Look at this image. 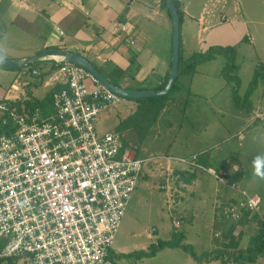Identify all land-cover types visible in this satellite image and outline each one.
I'll return each instance as SVG.
<instances>
[{
	"label": "built area",
	"instance_id": "obj_1",
	"mask_svg": "<svg viewBox=\"0 0 264 264\" xmlns=\"http://www.w3.org/2000/svg\"><path fill=\"white\" fill-rule=\"evenodd\" d=\"M131 27L117 21L112 31L129 33ZM50 58L60 83L51 92L50 110L0 94V258L15 264H116L112 244L143 162L151 158L131 153L117 131L97 127L100 113L123 95L83 65ZM166 156L237 188L226 169L201 165L197 153ZM260 203L258 193H243L218 220L239 219L242 209L264 220Z\"/></svg>",
	"mask_w": 264,
	"mask_h": 264
},
{
	"label": "crops",
	"instance_id": "obj_2",
	"mask_svg": "<svg viewBox=\"0 0 264 264\" xmlns=\"http://www.w3.org/2000/svg\"><path fill=\"white\" fill-rule=\"evenodd\" d=\"M174 2L182 13L180 18V40L183 58H187L193 53H190L193 45L190 43L189 33L194 29H196V35L198 36V43L205 40L207 34H209L207 46L211 44H234L236 48L238 38L243 32L246 31L248 33L244 38L253 42L252 31L250 33L249 28L258 32L259 28L264 25L258 7L259 0H174ZM212 16L211 20L210 17ZM117 21H126L132 26L129 33H119L125 34V37L119 36L118 33L112 31V26ZM221 24H224L226 27L224 31L219 26ZM57 26L63 30L62 34L57 30ZM211 29H215V31ZM209 30L210 32H208ZM202 32H205L204 35ZM213 34H217V36ZM129 37L132 38L133 42L129 41ZM132 46L135 48H132ZM0 47L5 49L6 56L14 59L16 62L23 60L24 57L30 54L44 50L58 48L75 51L86 56L105 75L114 66L125 69L123 82L127 88H160L165 84L170 69L172 19L165 0H0ZM142 53H148L151 60H147V63H142L145 61H140L139 57ZM39 59L42 62L34 64V66L26 64L24 69L28 70L27 73H22L23 69H18V67L0 64V72L11 74L12 79L22 86H20L21 88L18 91L13 90L10 84L3 88L0 87V94L8 95L16 103H25V100L28 98L27 92H32L34 97L38 98L35 95V92L40 89L38 86H47L48 89L45 92H48L56 84H60L52 72V58L46 56ZM129 65L132 67L130 69L131 72H127L129 71ZM32 68L38 69L39 73L32 74L30 72ZM29 73L30 76L27 75ZM162 83L164 84L161 86ZM179 84L180 87L172 91L166 99L164 106L149 131L142 138V141L149 133L154 132L156 129L157 119L161 112L167 111L169 106L173 108L176 101H179V105H181V97L184 98L182 111L185 110L188 103V93L186 95L183 90L181 92V75L179 76ZM10 92L20 93L11 94ZM128 99L129 101L127 98L121 99L126 104L124 108L118 109L121 112V114L118 113L119 120L133 112L138 105L136 100ZM257 115H261L260 117L263 118L262 112H258ZM193 127L194 122L191 119L188 120L187 128H184L186 132L181 139V144L185 145V148L181 151L182 153H177L180 155L176 154L175 156L188 155L196 151L202 152L201 149H193L191 147L198 139L202 138L201 135H199L198 139L194 137L190 138L192 135L188 129H193ZM182 128L183 124L180 125L179 130ZM169 147H172L171 144L168 145ZM143 150H146L145 146H143ZM129 151L139 156L137 150L129 147ZM166 154L169 153L160 155V160L163 161L160 162V165H164L165 158H171L166 156ZM150 156L152 155L149 154ZM198 157V162L201 165H212V158L209 154L202 152L198 154ZM230 158L231 160L228 164H220L219 168L227 169L231 180H234L237 184L236 189L228 186L224 187L218 182V188L216 185L209 186L207 180L201 176L198 168H189L186 164L181 163L175 158H171L179 163L173 165V167L180 169V196L183 203L189 204L190 200H197L202 206L205 197L208 199L207 204L211 200V206L208 205L211 211L208 213L210 215V223L207 225L211 226L212 235H215V233H219L218 235L221 236L227 234L228 226L233 222V220L223 218H221V221L218 220V217H221V213L227 207V203L223 206L219 204V201L223 200V198H225V202L231 200L227 204L230 205V202L235 203L241 200L243 193H251L248 191L250 188L247 189V185L241 186L242 179L239 183L236 181L247 175V166L244 164V160L239 163L238 159ZM171 159H168L169 162ZM171 165V163L167 164L162 169L165 174H163L162 178L158 177L161 180V188H165V183L170 177ZM154 171L156 169L153 167H145L139 177H147L150 175V172ZM172 188L175 191L176 187L173 184ZM252 193L257 192L253 191ZM183 208L184 212L187 213H184L187 220L195 217L192 210L187 211L186 204H183ZM247 212V209H242L241 216ZM261 214L264 216V213ZM244 218L241 219L244 220ZM251 219H254V221ZM244 222H242L245 224L244 228L238 229L240 236L237 245L234 247V250H236L235 255L241 253V258L246 255L244 253L246 252V247L252 245L255 240V233H253L250 227L260 223L261 219L254 214L250 215L248 212ZM155 231L156 228L154 227ZM208 250H211V248ZM195 253L200 254L201 252ZM155 254L152 256H142L141 258H154ZM224 256L225 258H231L230 255L225 254ZM191 258L194 259L193 257ZM198 262L220 264L221 259L216 258ZM247 263L264 264V252L258 254L253 261L237 262L234 257L233 259H226V264Z\"/></svg>",
	"mask_w": 264,
	"mask_h": 264
},
{
	"label": "rangeland",
	"instance_id": "obj_3",
	"mask_svg": "<svg viewBox=\"0 0 264 264\" xmlns=\"http://www.w3.org/2000/svg\"><path fill=\"white\" fill-rule=\"evenodd\" d=\"M258 7L264 21V0H259ZM212 18L213 16L210 17L211 20ZM219 26L223 28V31L226 28L224 24ZM259 29L256 32L249 28V32L252 31L253 42L244 38L246 34L248 35L246 31L238 38L234 58V62L238 64V67L234 70V73L240 79L238 92L241 95L244 94L249 84L255 64L264 62V25ZM211 30L215 31V29ZM204 33L202 32L203 35ZM213 35L217 36V34ZM119 36L125 37V34L121 33ZM189 38L191 45H193L190 53L196 50L203 51L208 47L209 34H207L205 40L198 43V36L196 35V29H194L189 33ZM149 57L148 53H142L139 58L141 62L145 60L142 63H147V60H151V57ZM226 61V55L218 53L214 58L197 62L192 71L182 73L181 92L183 90L184 94L187 95L188 93V103L185 110L182 111L184 98L181 97V105H179V101H176L173 108L169 106L167 111L161 112L157 119L156 129L154 132L149 133L143 141L139 139L141 130L133 122H127L124 127L122 126L120 131H122L129 147L137 150L138 155L143 158L149 157V154L152 155L150 156L151 159L144 160L143 168L153 167L156 171H154L155 173L150 172L147 177L137 179L112 244L111 251L116 264H213L212 262H198L192 259L189 252L180 246H164L157 250L159 252L156 251L154 258H138V260L135 254L124 255L132 250L146 249L149 243L157 238L168 239L172 231H183L184 238L182 241L191 244L193 250L197 253L209 248L216 251V247L222 248L226 255L231 256V258L226 257L228 260L233 259L235 256V246H228V243L236 242L237 245L240 236L238 229L244 228L245 224L243 223H245L244 220L249 211L245 215H240L237 220L230 219L233 222L229 224L227 234H223V236L212 235L211 226L207 225L210 223L208 213L211 211L208 205L211 206V200L207 204L208 199L205 197L202 206L197 200H190L189 204L183 203L180 196V169L173 167V165L179 163L171 157L165 158L164 165H160V162H163L160 160L161 154L169 153L166 155L175 156L184 150L185 145L181 144V139L186 132L184 128H187L190 119L194 122L193 129H188L192 135L190 138L198 139L199 135L202 136L191 147L201 149L204 154H209L212 158L211 166L219 168L220 164H228L231 160L230 157L238 159L239 163L244 160V164L247 166V175L236 181L239 183L242 179L241 186L247 185V189L250 188L249 192L256 191L260 195V210L261 213H264V181L253 178L251 174L253 156L264 152V80L259 78L251 90L248 96L250 107H238L232 97L234 81L232 79L228 80L221 73ZM39 62H42L39 58L33 59L28 62V66H34ZM25 67L26 65L18 67V69H24ZM128 68L129 71L127 72H131V65ZM27 75L30 76V73ZM9 84L15 91L20 90L22 87L21 84L12 79L11 74L0 72V87L3 88ZM39 87L40 89L35 92V95L42 98L48 88L47 86ZM10 93L19 94L20 92ZM127 100L129 101L128 98ZM125 104L121 100L118 101L117 105H112L107 110L102 111L97 120L98 129L118 131V113L121 114L118 109L124 108ZM258 112L263 113V118L260 117L261 115H257ZM181 124H183V128L179 130ZM253 136L258 138L256 142L252 141ZM169 144L172 147L168 148ZM143 146L146 150H143ZM202 152L192 153L201 154ZM192 153L181 156H190ZM168 159H171V161L169 162ZM197 160H199V157H197ZM170 163L172 164L170 166V177L165 183V188H161L159 178H162L165 174L162 169ZM198 170L201 172V176L207 180L209 186L216 185L218 188L217 185L219 184H217L216 179L206 169ZM172 184L176 187L175 191ZM229 201L231 200L225 202V198H223L219 201V204L224 206ZM183 204H186L187 211H193L195 215L193 219L187 220L186 215H184V213H187L183 210ZM243 217H245L244 220L241 219ZM230 220L228 221L230 222ZM251 220L254 221V219ZM251 220L249 221L251 222ZM259 226L260 223H257L252 225L250 229L253 233H256ZM154 227L156 228L155 232ZM232 235L233 238H231ZM244 253L246 254V252ZM223 257L225 258V256Z\"/></svg>",
	"mask_w": 264,
	"mask_h": 264
},
{
	"label": "trees",
	"instance_id": "obj_4",
	"mask_svg": "<svg viewBox=\"0 0 264 264\" xmlns=\"http://www.w3.org/2000/svg\"><path fill=\"white\" fill-rule=\"evenodd\" d=\"M178 15L181 18V11L177 8ZM58 49V48H57ZM222 53L226 55L227 61L224 68L221 70V73L229 80L232 79L234 81V85L232 87V97L234 103L238 107H250V103L248 101V96L251 93V90L257 83L259 78L264 80V62H258L254 66L252 77L249 81V84L243 95L239 94L238 87L240 84L239 76L234 73V70L238 67V64L234 62L236 48L234 44H211L203 51H195L191 53L187 58L182 57V46L180 40V49H179V62H178V73L175 78V81L169 92L163 95H154V96H142V97H129L124 96L125 98L134 99L138 102L136 109L125 116L123 119L119 120L117 123L118 133L121 135L124 145L126 148H129L125 138L123 137L121 128L124 127L125 123L133 122L139 130H141V134L139 135V139L141 140L146 133L149 131L151 125L154 123L157 118L160 110L165 104L166 99L172 93V91L178 89L180 87L179 84V76L182 73H187L192 71L195 64L200 61H205L211 58H214L216 54ZM125 69H122L119 66H114L110 72L107 73V77L117 85H123L127 87L123 82V74ZM164 83L161 84V86ZM60 84H56L53 89H56ZM130 88V87H128ZM46 92V94L38 99L35 98L32 92H27L28 98L25 100V105L27 107H33L35 105H39L46 110L51 109V92L52 90ZM4 127L0 122V133L3 131ZM143 129V131H142ZM184 238L183 231H172L171 236L168 239L157 238L155 241L149 243L146 249L132 250L131 252L123 253L124 255L135 254L137 259L142 256H152L156 253L157 250L163 248L164 246H180L184 250H187L191 257L198 261H209L211 259L220 258V264H226V258H224V250L222 248H215L214 250H206L201 252L200 254H196L192 248V245L189 243H185L182 241ZM233 238V235L231 236ZM236 242H229L228 246H235ZM264 252V220H261L260 226L258 227L255 233L254 243L248 247H246V255L241 258L239 253L234 256V259L237 262L242 261H253L256 256L260 253ZM121 255V254H120ZM15 264V261L12 258L3 259L0 258V264Z\"/></svg>",
	"mask_w": 264,
	"mask_h": 264
},
{
	"label": "water",
	"instance_id": "obj_5",
	"mask_svg": "<svg viewBox=\"0 0 264 264\" xmlns=\"http://www.w3.org/2000/svg\"><path fill=\"white\" fill-rule=\"evenodd\" d=\"M169 14L172 19V51H171V63L165 84L160 88L150 89H133L127 88L123 85L114 84L91 60L86 56L67 49H52L36 52L23 58L21 62H16L14 59L6 56V59L2 65L10 67H23L29 61L36 58H43L46 56L56 57L61 56L65 61L78 63L90 70L100 81L106 84L109 88L116 91L123 96L129 97H142V96H154L163 95L170 91L175 78L178 73L179 62V49H180V17L178 15L177 7L174 0H165Z\"/></svg>",
	"mask_w": 264,
	"mask_h": 264
},
{
	"label": "clouds",
	"instance_id": "obj_6",
	"mask_svg": "<svg viewBox=\"0 0 264 264\" xmlns=\"http://www.w3.org/2000/svg\"><path fill=\"white\" fill-rule=\"evenodd\" d=\"M6 59V52L3 47H0V64H3ZM257 137L253 136L252 141L256 142ZM251 174L253 178L264 181V152L255 154L251 160Z\"/></svg>",
	"mask_w": 264,
	"mask_h": 264
}]
</instances>
